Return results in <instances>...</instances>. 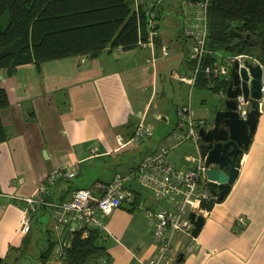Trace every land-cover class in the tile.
Wrapping results in <instances>:
<instances>
[{
    "label": "crops",
    "instance_id": "1",
    "mask_svg": "<svg viewBox=\"0 0 264 264\" xmlns=\"http://www.w3.org/2000/svg\"><path fill=\"white\" fill-rule=\"evenodd\" d=\"M159 31L151 47L106 49L93 58L26 64L11 76L0 71V88L8 101L0 109V122L7 132V139L0 143V264H21L27 259L21 255L34 247L29 264H63L60 244L70 238L74 223L64 224L59 234L51 211L40 208L31 217L28 233L21 235L22 209L16 198L34 194L46 176L60 168L72 167L75 175L51 187L47 200L52 203L66 200L74 189L109 182L116 173L128 175L169 138L176 117L173 120L166 107L167 89L174 112L186 104L188 94L203 89L179 79L190 74L191 65L183 53V40L175 43L178 29L167 38L160 27ZM160 45L168 47L166 59L160 58ZM219 108L215 106L213 112ZM196 118L206 122L205 129L211 127L212 120ZM139 124L150 126L153 133L133 142ZM186 144L195 150L191 142L180 146ZM190 153L183 154L184 161L171 159L174 166L190 165ZM124 186L128 197L102 219L98 231L96 245L104 257L92 264H102L101 258L105 264H148L158 255L147 211L172 209V205L152 198L134 176ZM201 216L203 225L197 236L175 234L170 242L172 253L159 264H264V114L258 117L229 192ZM239 216L247 221L245 226H237ZM48 238L54 245L49 257L40 261L36 257L47 248Z\"/></svg>",
    "mask_w": 264,
    "mask_h": 264
},
{
    "label": "built area",
    "instance_id": "2",
    "mask_svg": "<svg viewBox=\"0 0 264 264\" xmlns=\"http://www.w3.org/2000/svg\"><path fill=\"white\" fill-rule=\"evenodd\" d=\"M173 0H134L133 9L136 14H142L145 21L146 40H140L138 46L151 47L160 34L159 19L164 11L174 6ZM211 0H178L177 17L178 32L183 39V53L189 61L190 74L181 76L180 81L194 86L198 77L207 80L211 86L219 85L217 94L223 99L225 90L231 78L233 61L239 67L243 61L253 65L255 62L245 54L229 56L219 51H210L207 47L208 38V10ZM160 58L166 59L169 55L168 47L160 45ZM259 65V64H258ZM261 66V65H260ZM262 68V67H261ZM226 85V86H225ZM250 103L244 102L241 95L236 97V113L242 120L247 118ZM258 110L264 114V71L260 81V98ZM176 123L169 133L172 142L161 144L154 151L147 153L137 167L128 175L115 174L109 182L96 181L86 188H77L71 191L68 198L58 203H52L47 198L51 187L59 180H69L75 175L72 167L60 168L50 172L44 183L37 188L34 194L28 197H19L16 200L21 204L22 217L18 233L25 235L30 230L31 217L41 207L51 211L54 219V230L60 234L64 224L74 223V230H83L86 236L88 230L99 231L102 228V219L111 211L118 208L128 197L129 191L124 186L128 177L134 176L138 185L150 193L156 200H164L172 205V209L159 207L147 211V224L153 232L157 242L158 255L148 264H159L172 253L171 238L178 233H190L193 225L189 214L201 216L208 212L207 205L215 203V197L206 187L205 170L199 154L198 131L205 128L204 120H194L191 117L190 100L181 108L176 109ZM153 131L148 125L139 124L132 135L131 141L140 142L151 137ZM186 142H191L196 154L190 156L191 164L184 169H178L170 159V151ZM118 146H123L117 140ZM202 217V216H201ZM244 217H238V227L246 225ZM61 248L70 246L69 239H63ZM105 264L106 259L101 258Z\"/></svg>",
    "mask_w": 264,
    "mask_h": 264
},
{
    "label": "trees",
    "instance_id": "3",
    "mask_svg": "<svg viewBox=\"0 0 264 264\" xmlns=\"http://www.w3.org/2000/svg\"><path fill=\"white\" fill-rule=\"evenodd\" d=\"M133 1L0 0V71L11 76L26 64L38 66L75 56L93 58L106 49H134L147 34L144 17L135 13ZM208 18L210 51L253 55L264 65V0H211ZM196 83L214 92L219 89L202 77ZM7 104L6 93L0 88V109ZM6 139L0 122V143ZM82 233L71 232L63 264H92L104 257L96 245L99 232L88 230L84 237ZM46 242L47 248L36 257L40 261L49 257L54 245L49 238Z\"/></svg>",
    "mask_w": 264,
    "mask_h": 264
},
{
    "label": "water",
    "instance_id": "4",
    "mask_svg": "<svg viewBox=\"0 0 264 264\" xmlns=\"http://www.w3.org/2000/svg\"><path fill=\"white\" fill-rule=\"evenodd\" d=\"M231 34L235 38L241 37L239 33ZM245 38L247 39L248 35ZM261 77L260 65H253L245 60L239 67L238 62L233 61L225 97L220 108L214 113L212 125L208 129L201 128L198 131L199 154L206 167V187L215 197L216 203L225 198L235 182L242 155L250 144L258 117L261 115L258 110ZM238 95L242 96L244 102L250 103L245 120L240 119L235 111ZM41 208L43 211L47 209ZM189 219L193 225L190 234L196 237L203 225V218L190 213ZM181 257V254L178 255L175 262L178 263Z\"/></svg>",
    "mask_w": 264,
    "mask_h": 264
},
{
    "label": "rangeland",
    "instance_id": "5",
    "mask_svg": "<svg viewBox=\"0 0 264 264\" xmlns=\"http://www.w3.org/2000/svg\"><path fill=\"white\" fill-rule=\"evenodd\" d=\"M177 1L178 0H173L172 3L174 6H170L169 7V10L165 11L161 16H160V19H159V23L161 24L160 26V29H161V32L163 33V36L164 38H167L169 36V33H172L176 32V30L178 29L177 28V22H176V17H177ZM175 23V24H174ZM182 35L180 33H178L176 35V42L175 43H179V40L180 42H182ZM174 45V44H172ZM174 47V46H173ZM225 55H229V56H234V54H228V53H225ZM236 55H241V54H235ZM245 56L248 57V59L250 60L251 58V61L255 62L256 64H259L261 65V67L263 68V71H264V65L261 64L253 55H246ZM250 57V58H249ZM168 81H166L167 83ZM197 89H195V91H193V93H190V95L188 94V97L186 96L187 94V91L185 93V98H186V103L190 100V105H191V117L196 121L198 118L196 117H200V119H203V118H206L208 120H212L213 119V116H214V113L213 112V109L215 106H221V103H222V98L217 94V92H214V91H211V90H208V89H201L200 92H196ZM168 92V93H167ZM167 92H166V95L168 96V100L166 99V107L169 106V109H170V113L172 114L173 116V120L174 118L176 117L175 115V112H174V108L172 107V104L171 103V97H172V93H170V89L168 88L167 89ZM201 99V100H200ZM204 100V102L202 103V101ZM177 100L175 99L174 100V104H177ZM215 111V110H214ZM175 114V115H174ZM172 142V140L170 138H167L165 140V142L163 143V145H168ZM186 151H189L191 152L190 154H192L193 156L196 154L195 153V150L192 149L190 147V145H183V146H180L174 150H172L170 152V159H172L173 161H175L176 163L179 161V160H182L184 161V153ZM171 160V161H172ZM185 161H189V159L185 160ZM173 163V162H172ZM45 218H42L41 222L43 223ZM28 247H31L30 246V241L28 242ZM35 247L34 249H32L30 252L27 253V249L25 251V253L27 255H21V257H26L27 259L26 260H22L24 261L23 263L21 264H29V261H30V258L35 255L33 254L35 252Z\"/></svg>",
    "mask_w": 264,
    "mask_h": 264
}]
</instances>
